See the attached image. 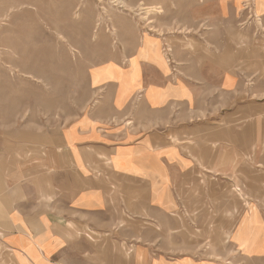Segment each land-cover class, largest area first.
<instances>
[{
    "label": "crops",
    "instance_id": "crops-1",
    "mask_svg": "<svg viewBox=\"0 0 264 264\" xmlns=\"http://www.w3.org/2000/svg\"><path fill=\"white\" fill-rule=\"evenodd\" d=\"M163 48L151 39L91 68L95 104L61 127L42 158L49 173L21 185L0 222L13 264H264L263 201L236 221L230 252L210 258L181 244L179 197L197 176L244 192L243 167L251 185L264 175V106H244L237 75L185 71Z\"/></svg>",
    "mask_w": 264,
    "mask_h": 264
},
{
    "label": "rangeland",
    "instance_id": "rangeland-1",
    "mask_svg": "<svg viewBox=\"0 0 264 264\" xmlns=\"http://www.w3.org/2000/svg\"><path fill=\"white\" fill-rule=\"evenodd\" d=\"M151 39L185 71L206 66L237 75L244 106H264V0H0V222L20 186H37L49 173L42 158L61 127L95 104L91 68L125 60ZM245 170L244 192L198 176L180 187L188 250L210 258L230 252L236 221L250 202H264L263 172L251 185ZM112 244L125 255L135 249ZM0 264H13L3 244Z\"/></svg>",
    "mask_w": 264,
    "mask_h": 264
},
{
    "label": "bare ground",
    "instance_id": "bare-ground-1",
    "mask_svg": "<svg viewBox=\"0 0 264 264\" xmlns=\"http://www.w3.org/2000/svg\"><path fill=\"white\" fill-rule=\"evenodd\" d=\"M153 7H155V6H153ZM148 8H149V7H148ZM147 10L150 11L151 9H147ZM152 10H153V9H152ZM112 33H113V32H112ZM112 33H111V34H112ZM170 50H171V49H170Z\"/></svg>",
    "mask_w": 264,
    "mask_h": 264
}]
</instances>
